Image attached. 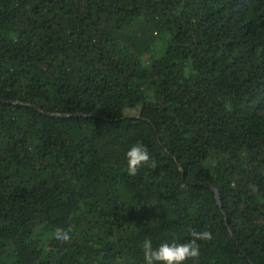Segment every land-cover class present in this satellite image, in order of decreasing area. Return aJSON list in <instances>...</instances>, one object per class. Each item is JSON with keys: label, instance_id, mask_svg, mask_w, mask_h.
Wrapping results in <instances>:
<instances>
[{"label": "trees", "instance_id": "trees-1", "mask_svg": "<svg viewBox=\"0 0 264 264\" xmlns=\"http://www.w3.org/2000/svg\"><path fill=\"white\" fill-rule=\"evenodd\" d=\"M0 99V264H264V0H0Z\"/></svg>", "mask_w": 264, "mask_h": 264}, {"label": "clouds", "instance_id": "clouds-1", "mask_svg": "<svg viewBox=\"0 0 264 264\" xmlns=\"http://www.w3.org/2000/svg\"><path fill=\"white\" fill-rule=\"evenodd\" d=\"M127 172L135 176L141 166L148 165L151 157L148 148L143 143L133 144L126 152ZM156 167L155 161L151 162ZM190 239L185 242H164L158 247H153L150 239H145L142 244L145 264H184L189 259H197L200 256V244L198 241H207L212 238L208 230L190 231ZM54 238L62 241L70 239L69 232L57 229Z\"/></svg>", "mask_w": 264, "mask_h": 264}, {"label": "water", "instance_id": "water-1", "mask_svg": "<svg viewBox=\"0 0 264 264\" xmlns=\"http://www.w3.org/2000/svg\"><path fill=\"white\" fill-rule=\"evenodd\" d=\"M2 100L3 99H0V101H2ZM10 102H12V101H10ZM13 102L16 103L18 101H13ZM84 114L85 113L81 112V113H78L76 115H84ZM55 115L69 116V115H72V114H68V113L57 114V113H55ZM201 184L212 188L214 190V192L216 193V196H217L218 200H220V192H219L218 188L214 184L209 183V182H205V183H201Z\"/></svg>", "mask_w": 264, "mask_h": 264}]
</instances>
